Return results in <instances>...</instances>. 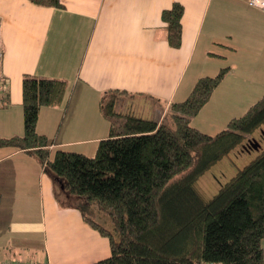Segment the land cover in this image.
<instances>
[{"label": "crops", "instance_id": "crops-1", "mask_svg": "<svg viewBox=\"0 0 264 264\" xmlns=\"http://www.w3.org/2000/svg\"><path fill=\"white\" fill-rule=\"evenodd\" d=\"M61 2L52 7L0 0V71L8 97L0 106L2 136L23 132L26 75L67 84L64 104L38 110L36 131L45 135L47 148L89 156L109 134L110 122L98 108L105 91L132 92L117 96V113L160 122L168 105L185 99L199 77L225 67L190 120L207 134L264 96V11L247 0ZM174 2L183 7L177 48L168 44L161 20L162 10ZM255 156L236 146L210 167L212 179L225 171L228 180ZM78 202L34 153L0 148V261L93 264L106 258L108 239L83 221Z\"/></svg>", "mask_w": 264, "mask_h": 264}, {"label": "trees", "instance_id": "trees-1", "mask_svg": "<svg viewBox=\"0 0 264 264\" xmlns=\"http://www.w3.org/2000/svg\"><path fill=\"white\" fill-rule=\"evenodd\" d=\"M30 1L62 6L61 0ZM182 11L174 2L161 12L166 40L175 48ZM225 73L224 67L199 77L160 122L117 113V96L132 92L105 91L98 108L110 122L109 134L92 156L47 148L36 131L38 110L64 104L67 84L26 75L23 132L0 135V148L34 153L65 194L79 198L83 221L109 242L110 254L93 264H264V148L254 136L258 130L264 139V96L215 134L190 125ZM1 100L0 106L7 102V88ZM239 145L259 152L212 197L202 198L195 181Z\"/></svg>", "mask_w": 264, "mask_h": 264}, {"label": "rangeland", "instance_id": "rangeland-1", "mask_svg": "<svg viewBox=\"0 0 264 264\" xmlns=\"http://www.w3.org/2000/svg\"><path fill=\"white\" fill-rule=\"evenodd\" d=\"M167 110H168V107L164 110V113H166ZM254 136L257 138V141L261 143V144L259 143L260 147L264 148V139L261 138L258 130L255 131ZM258 152L259 151H257V149L247 150L248 154H254V156L257 155ZM239 154L238 156H240ZM218 162H216L215 165L218 164ZM230 166L233 167L232 165ZM211 173H212V168H210L204 175H200L194 183V188L199 193V195L204 199H208L212 197L217 192V190H213V186L217 184V181L224 182L225 178L227 177V173L225 171H222L221 174L218 175V178L215 177L216 180H214L211 177ZM262 248H263V253H264V240L262 241Z\"/></svg>", "mask_w": 264, "mask_h": 264}, {"label": "built area", "instance_id": "built-area-1", "mask_svg": "<svg viewBox=\"0 0 264 264\" xmlns=\"http://www.w3.org/2000/svg\"><path fill=\"white\" fill-rule=\"evenodd\" d=\"M247 1L250 5L256 6L264 11V0H247ZM1 58H2V50L0 48V60ZM6 87H7V80L0 71V104L2 102L1 98L4 94V89H6ZM0 264H50V263L48 261L23 263L20 261L6 260V261H0Z\"/></svg>", "mask_w": 264, "mask_h": 264}, {"label": "water", "instance_id": "water-1", "mask_svg": "<svg viewBox=\"0 0 264 264\" xmlns=\"http://www.w3.org/2000/svg\"><path fill=\"white\" fill-rule=\"evenodd\" d=\"M252 142V141H251ZM257 142V141H256ZM258 143V142H257Z\"/></svg>", "mask_w": 264, "mask_h": 264}]
</instances>
